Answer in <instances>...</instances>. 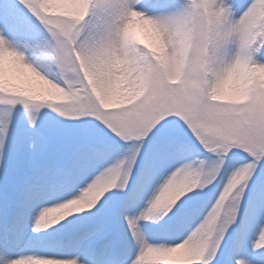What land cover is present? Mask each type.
<instances>
[{
  "label": "snow or ice",
  "instance_id": "obj_1",
  "mask_svg": "<svg viewBox=\"0 0 264 264\" xmlns=\"http://www.w3.org/2000/svg\"><path fill=\"white\" fill-rule=\"evenodd\" d=\"M0 264H264V0H0Z\"/></svg>",
  "mask_w": 264,
  "mask_h": 264
}]
</instances>
